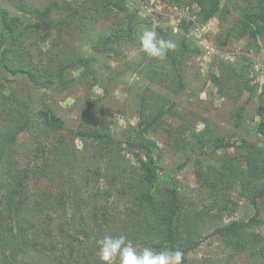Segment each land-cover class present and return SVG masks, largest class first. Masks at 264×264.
I'll use <instances>...</instances> for the list:
<instances>
[{"label": "rangeland", "instance_id": "1", "mask_svg": "<svg viewBox=\"0 0 264 264\" xmlns=\"http://www.w3.org/2000/svg\"><path fill=\"white\" fill-rule=\"evenodd\" d=\"M95 1L60 3L51 19L67 17L64 9L67 5L77 7L80 14L71 19L69 26L45 29L41 19L22 14L30 11L32 16L31 12L44 8L48 0H0L2 7L23 17L22 20L27 18L26 23L37 31L24 40L26 54L10 53L8 59H0V76L6 85L2 91L12 97L5 103L4 112L20 115L26 100L33 119L29 127L16 136L17 148L22 154L17 158L18 163H25L36 145L51 148L56 143L71 142L70 136L59 127L45 124L41 114L45 105L61 117L67 127L75 128L87 102H96L93 115L99 121L111 119L115 126L114 137L123 139L137 127L141 107L144 113L148 112L146 109L153 100L150 96L162 94L172 97L175 106L162 126L148 133L157 144L154 159L159 175L153 196H160L164 181L173 182L187 210H212L213 198L198 185L197 170L208 166L219 168L228 159L245 167L249 148H264L261 135L256 131L258 122L264 120V35L255 41L243 34L235 9L236 5L249 6L254 1L220 0L223 9L206 20L199 5L192 0H124L123 10L103 8ZM182 19L191 24L181 27ZM145 28H152L164 39L176 43L173 61L150 58L142 51L138 38ZM80 56L87 59V66L67 68L69 81L65 87L55 78L47 84H38L26 72L27 69L40 73L52 71L57 68V61H72ZM238 71L240 79H236ZM178 77L182 82L180 90L174 84ZM14 97L17 102L10 101ZM168 125L177 131L183 130L182 134L168 131ZM0 126H3L1 122ZM211 130L222 136L219 148H214V142L199 150L190 146L192 141L196 143L197 139L210 136ZM181 139H185L186 147L182 146ZM74 146L77 151L82 149L79 139H75ZM114 156L123 165L134 162L128 148ZM79 163L85 167L93 165L90 159ZM4 169L1 163L0 190H4L1 187L6 184ZM54 186V182L36 180L31 183L30 194L34 197ZM228 195L232 201L231 218L247 220L254 215L249 193L238 181L228 189ZM258 203L264 204V198ZM47 208L43 225L46 233L52 234L47 236L46 243L59 235L58 225L65 221L61 208ZM211 212L215 216L201 222L197 229L200 232L198 246L185 253L188 262L244 264V254L234 253L214 234L213 228L222 220L217 218L216 208ZM257 229L264 235V223ZM183 235L186 236L185 231ZM49 243L52 242L47 245ZM23 258L41 262L42 256L28 250ZM52 262L49 258L43 264Z\"/></svg>", "mask_w": 264, "mask_h": 264}, {"label": "trees", "instance_id": "2", "mask_svg": "<svg viewBox=\"0 0 264 264\" xmlns=\"http://www.w3.org/2000/svg\"><path fill=\"white\" fill-rule=\"evenodd\" d=\"M192 1L199 5L204 20L223 9L220 0ZM253 1L249 6L236 5L235 9L242 33L256 41L264 35V0ZM95 2L103 8L124 9V0ZM60 3L67 4L66 0H48L44 8L34 9L32 16L30 11H24L26 15H22L42 20L41 26L45 29L69 26L80 11L67 5L64 7L67 17L53 20L52 12ZM0 19V59H8L10 53L15 56L26 54L24 40L31 32H37L35 28H30L27 18L22 20L23 17L11 14L2 5ZM182 21L181 27L191 24L188 20ZM175 50L169 51L166 59L173 61ZM72 66H87V59L80 56L72 61L59 60L57 68L52 71L40 73L27 69L26 72L38 84H47L55 78L65 87L69 81L66 70ZM1 67L0 62V74ZM240 77L238 71L236 79ZM2 80L0 76V122L3 124L0 126V164L5 168L3 180L6 184L1 187L4 190H0V264H43L49 258L53 259L51 264H99L96 240L105 234L125 235L135 245L178 249L184 254L182 264H192L185 253L198 246L200 232L197 229L201 222L215 216L211 212L215 208L222 223L217 224L213 232L223 245L234 253L244 254V264H264V235L257 229L264 223V204L258 203L264 198V148H249L245 167L228 159L219 168L198 169V185L204 187L206 193L209 191L213 207L206 212H190L173 182L164 181L160 196H153L159 175L154 159L157 144L148 133L159 129L164 118L173 114L175 100L172 97L150 96L153 100L146 109L148 112L144 113V107H141L137 127L123 139L114 137L115 126L111 119L99 121L93 115L96 102H87L75 128L67 127L64 120L45 105L41 113L45 124L59 127L70 136L71 142L56 143L51 148L36 145L27 161L19 164L17 158L22 154L17 148L16 136L27 129L33 119L26 100L20 115L4 112L5 103L12 97L3 93L6 85ZM174 84L178 90L182 89L180 77L174 80ZM10 101L17 102L18 99L14 97ZM3 127L6 129L2 130ZM234 127L237 128V123ZM167 130L177 131L171 125ZM182 131L177 132L181 135ZM256 131L264 146V120L258 122ZM211 132L205 139H197L199 142L192 141L190 146L199 150L214 142V148H219L222 136L216 135L214 130ZM75 139L82 144L80 151L74 146ZM181 142L186 147L185 139ZM126 148L134 162L123 165L114 153L121 154ZM83 159H90L93 165L82 166L79 162ZM42 179L54 182L55 186L33 197L31 183ZM237 181L247 190L255 208L254 215L247 220L231 218L233 209L228 189ZM47 207L61 208L65 218L58 225L59 237L53 236L48 245L47 236L52 233H46L43 225L49 210ZM38 220L41 221L37 223ZM28 250L41 255V262L26 261L23 256Z\"/></svg>", "mask_w": 264, "mask_h": 264}, {"label": "clouds", "instance_id": "3", "mask_svg": "<svg viewBox=\"0 0 264 264\" xmlns=\"http://www.w3.org/2000/svg\"><path fill=\"white\" fill-rule=\"evenodd\" d=\"M138 43L150 58L163 60L176 43L164 39L152 28H145ZM99 264H182L183 252L178 249H155L150 246H136L125 235L105 234L96 240Z\"/></svg>", "mask_w": 264, "mask_h": 264}]
</instances>
